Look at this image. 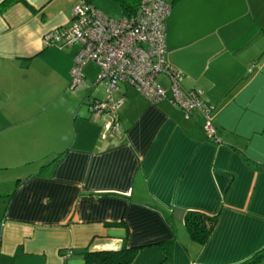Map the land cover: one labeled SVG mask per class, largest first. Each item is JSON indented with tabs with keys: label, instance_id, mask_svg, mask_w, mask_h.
I'll return each instance as SVG.
<instances>
[{
	"label": "crops",
	"instance_id": "crops-1",
	"mask_svg": "<svg viewBox=\"0 0 264 264\" xmlns=\"http://www.w3.org/2000/svg\"><path fill=\"white\" fill-rule=\"evenodd\" d=\"M77 1L0 0V264H83V250L125 246L140 248L131 264H158L172 238L163 264H236L264 248V0H168L167 61L215 105V140L198 113L125 84L120 130L107 132L90 111L104 97L71 87L76 53L42 41ZM36 76L59 88L36 101ZM188 210L217 214L202 246Z\"/></svg>",
	"mask_w": 264,
	"mask_h": 264
},
{
	"label": "built area",
	"instance_id": "built-area-1",
	"mask_svg": "<svg viewBox=\"0 0 264 264\" xmlns=\"http://www.w3.org/2000/svg\"><path fill=\"white\" fill-rule=\"evenodd\" d=\"M171 9L168 0H140L134 15L113 18L89 0H78L70 20L42 36L44 46L79 44L70 69L72 88L84 85L83 68L87 63L99 66L95 85L102 82L106 96L92 98L90 111L104 116L111 136L120 130L118 111L125 101L120 84H125L152 103L166 100L186 116L198 113L207 137L216 139L211 118L215 105L203 97L200 89L184 88L182 71L167 61L165 32ZM161 75L169 82L167 89L158 82Z\"/></svg>",
	"mask_w": 264,
	"mask_h": 264
},
{
	"label": "trees",
	"instance_id": "trees-1",
	"mask_svg": "<svg viewBox=\"0 0 264 264\" xmlns=\"http://www.w3.org/2000/svg\"><path fill=\"white\" fill-rule=\"evenodd\" d=\"M121 7V14L131 16L136 13L140 0H116ZM213 140H215L213 138ZM62 153L57 154L51 161L44 166L55 163L59 160ZM184 226L187 234L191 240L196 242L199 246L206 243L211 235L216 223L217 214L208 215L197 210H188L185 212ZM174 238L160 243L164 251V256L158 264L168 262L172 258ZM139 247H122L117 250H98L89 251L83 250L80 254L83 258V264H131L137 253ZM65 255V253L63 254ZM264 259V248L254 253L251 257L247 258L236 264H260ZM66 264V263H63Z\"/></svg>",
	"mask_w": 264,
	"mask_h": 264
},
{
	"label": "rangeland",
	"instance_id": "rangeland-1",
	"mask_svg": "<svg viewBox=\"0 0 264 264\" xmlns=\"http://www.w3.org/2000/svg\"><path fill=\"white\" fill-rule=\"evenodd\" d=\"M89 1L95 7H97L101 12H103L104 14H106L110 17L118 18L122 15L121 14V7L116 0H89ZM63 47L68 49V53L70 55L77 53L80 49L79 44H68V45H64ZM99 73H100L99 66L93 62L87 63L83 68V75L85 78V86H90V87L93 86V92L91 95L97 96L100 98H103V97L105 98L106 92H105V87L102 84V82H99L94 86V81L99 76ZM163 77H164L163 75L159 76L160 79L161 78L163 79ZM159 78H158V80H159ZM34 80L36 83L35 84V91H34V98L36 101L42 99V96L44 94L49 95V91H51V95L54 94V91H53L54 89L52 90V87L57 84V82H58L57 79H49V77L40 78V77L36 76ZM55 87L59 88V85H56ZM120 87L124 88V85L120 84ZM68 90H70L71 92L75 91V90L71 89L69 87V85H68ZM56 93H59V91L56 90ZM67 98H68V100L71 98V95H68V93L65 96L64 95L59 96V101L62 102L63 100H66ZM72 98H74V95H72Z\"/></svg>",
	"mask_w": 264,
	"mask_h": 264
}]
</instances>
